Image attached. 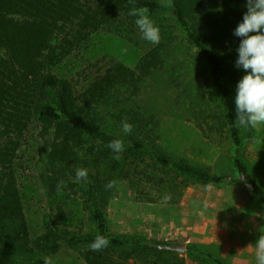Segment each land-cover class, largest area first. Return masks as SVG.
<instances>
[{"label":"trees","instance_id":"trees-1","mask_svg":"<svg viewBox=\"0 0 264 264\" xmlns=\"http://www.w3.org/2000/svg\"><path fill=\"white\" fill-rule=\"evenodd\" d=\"M246 2L0 0V264H43L32 261L33 254L53 253L62 244L83 246L87 264H128L131 259L140 264H187L179 252L160 248L173 245L171 242L109 233L107 208L115 186L106 189L105 185L111 177L88 174L86 180L74 179L76 170L88 159L112 169L122 161L130 162L135 170L140 167L146 184H161L149 174L151 169L211 184L245 185L264 207V187L252 175L242 153L244 136L253 138L255 128L242 127L235 120V86L245 73L235 67L239 38L233 30L247 10ZM139 8H147L151 19V15L161 17L167 10L170 16L163 17L165 25L161 20L155 22L160 41L151 43L135 67L112 62L85 84L53 71L99 32L124 27L131 40L140 45L143 36L134 23L136 17L129 15ZM177 28L184 33L187 49H193L188 59L193 56L195 61L174 63V69L181 65L185 69L190 62L197 68L191 79L178 82L183 86L178 103L205 135L231 141L235 148L231 172L216 173L170 153L162 143L159 118L145 111L140 102L145 83L172 59L169 35ZM123 120L133 126L130 134H123ZM32 132L40 146L35 155L36 171L50 201L59 202L47 215L36 246L32 244L25 185L17 164ZM114 139H121L124 145L119 159L107 147ZM140 193V197L151 200L143 190ZM61 195L65 201L57 198ZM77 200L95 225L93 232H87L81 221L72 229L73 216L65 220L72 213L61 205ZM97 236H104L109 244L91 251L89 244ZM205 255L223 264L213 254Z\"/></svg>","mask_w":264,"mask_h":264},{"label":"rangeland","instance_id":"rangeland-1","mask_svg":"<svg viewBox=\"0 0 264 264\" xmlns=\"http://www.w3.org/2000/svg\"><path fill=\"white\" fill-rule=\"evenodd\" d=\"M163 13L161 17L151 15L153 21L161 20L165 25L163 17H169L170 13L168 10ZM171 22L175 24L173 20ZM173 30L174 34L169 35L173 57L163 70L154 73L145 83L140 102L145 111L159 118L162 143L170 153L192 164L209 167L216 173L231 172V159L235 153L231 141L227 137L205 135L196 123L187 118L185 107L178 103V96L183 93V86L178 82L191 79L197 68L190 62L185 69L182 65L174 69V63L189 59L195 61V57L188 59L193 49H187L183 31L179 28ZM150 46L151 42L144 38L140 45L134 43L124 27L114 28L110 32H99L83 42L53 71L76 83L85 84L112 62L135 67ZM254 128L253 138L244 136L242 153L252 175L264 187V124ZM39 151L38 139L32 132L17 162L25 185V210L34 246L44 233L45 219L51 208L55 210L59 204L57 200L50 201L40 173L36 171L35 155ZM82 168L93 176H110L115 182L107 208L108 231L112 235H138L184 244L185 251L177 252L187 264H216L206 257L208 253L221 259L223 264H256L254 244L260 235L259 228L264 226V207L249 187L232 183L211 184L151 169L149 174L161 184H146L145 177L139 174L140 167L135 170L127 161L112 169L88 159ZM141 190L151 200L140 197ZM57 198L65 201L64 195ZM67 203L61 208L72 213L65 219L69 221L73 216L72 229L77 228V221H81L80 224H86L87 232H93L95 225L83 212L80 200ZM84 250L83 246L74 248L62 244L53 253L37 251L30 258L32 261H43V257L48 256L54 264H87L82 256ZM128 264L140 263L131 259Z\"/></svg>","mask_w":264,"mask_h":264},{"label":"clouds","instance_id":"clouds-1","mask_svg":"<svg viewBox=\"0 0 264 264\" xmlns=\"http://www.w3.org/2000/svg\"><path fill=\"white\" fill-rule=\"evenodd\" d=\"M246 9L242 20L233 30V35L239 38L235 67L245 73L235 86V120L242 127H256L264 124V0H247ZM129 15L136 17L134 23L146 41L159 43L160 29L150 18L147 8L132 9ZM121 127L125 135L133 130L132 124L126 120L121 121ZM107 147L116 154L115 159H119V154L124 151L121 139L111 140ZM87 176V169L78 168L74 179L78 182L86 180ZM114 186V181L105 185L106 189ZM259 232L254 244L255 262L264 264V226L259 228ZM108 244L109 241L104 236H97L89 244V249L99 251ZM43 264H54V261L45 256Z\"/></svg>","mask_w":264,"mask_h":264},{"label":"water","instance_id":"water-1","mask_svg":"<svg viewBox=\"0 0 264 264\" xmlns=\"http://www.w3.org/2000/svg\"><path fill=\"white\" fill-rule=\"evenodd\" d=\"M160 248L170 249V250H176L179 252H184L186 249V246L184 244H173V245H160Z\"/></svg>","mask_w":264,"mask_h":264},{"label":"crops","instance_id":"crops-1","mask_svg":"<svg viewBox=\"0 0 264 264\" xmlns=\"http://www.w3.org/2000/svg\"><path fill=\"white\" fill-rule=\"evenodd\" d=\"M151 216V215H150Z\"/></svg>","mask_w":264,"mask_h":264}]
</instances>
